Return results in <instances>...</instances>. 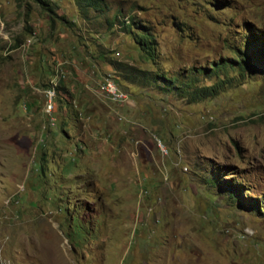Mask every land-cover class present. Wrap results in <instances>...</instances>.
Masks as SVG:
<instances>
[{"label":"rangeland","instance_id":"374dc122","mask_svg":"<svg viewBox=\"0 0 264 264\" xmlns=\"http://www.w3.org/2000/svg\"><path fill=\"white\" fill-rule=\"evenodd\" d=\"M50 2L52 26L32 0H0V264H264V210L203 182L223 169L264 199V79L188 103L123 83L98 57L209 84L202 69L245 23L264 35V0H107L90 22L73 0ZM118 12L151 29L153 61L107 26ZM107 75L126 102L100 93Z\"/></svg>","mask_w":264,"mask_h":264},{"label":"trees","instance_id":"16d2710c","mask_svg":"<svg viewBox=\"0 0 264 264\" xmlns=\"http://www.w3.org/2000/svg\"><path fill=\"white\" fill-rule=\"evenodd\" d=\"M32 1L48 13L50 26H52L51 15L54 14V10L50 0ZM214 2V6L221 4V1ZM73 3L77 16L86 22H90L92 15L95 17L109 11L107 0H73ZM206 13L208 16L210 15L207 10ZM59 20L67 22L63 16H60ZM104 20L109 27L117 24L118 29L130 37L141 59L154 60L156 44L154 35L151 29L144 25L135 15L124 16L118 12L111 18H105ZM26 29L30 31L28 28ZM237 37L239 39L235 44L227 45L230 56L221 58L216 62H209L208 67L202 69L205 77L212 80L209 84H200L195 75H193V78L189 77V79L178 81L177 76H166L163 71L139 68L125 61L110 58L106 55V51H99L98 57L125 84L139 88L151 86L162 92H173L186 102L193 103L217 96L234 80H239L237 83H243L245 80L254 79L255 76H260L264 79V35L256 33L250 25L245 23L241 32L237 33ZM229 70L234 72L235 76L227 75ZM222 170L217 171V169L210 167L208 177L203 178V182L211 188L215 186L221 194H224L229 199L230 204L262 215L264 199L253 198L251 201L244 198L240 182L222 178L220 176ZM229 173L231 174V172H226L225 175Z\"/></svg>","mask_w":264,"mask_h":264},{"label":"built area","instance_id":"2783aa9c","mask_svg":"<svg viewBox=\"0 0 264 264\" xmlns=\"http://www.w3.org/2000/svg\"><path fill=\"white\" fill-rule=\"evenodd\" d=\"M54 77L49 80V84L46 86L45 95L46 103L44 107L45 112H49L52 107V100L54 99V87L56 85V77L59 76L60 71L54 70ZM100 93L103 97L112 104L124 103L127 101V93L124 92L113 80L112 76L107 75L103 78L100 84Z\"/></svg>","mask_w":264,"mask_h":264}]
</instances>
